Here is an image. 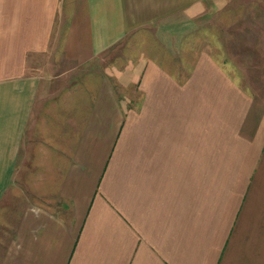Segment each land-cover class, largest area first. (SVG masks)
I'll use <instances>...</instances> for the list:
<instances>
[{"label":"crops","instance_id":"crops-1","mask_svg":"<svg viewBox=\"0 0 264 264\" xmlns=\"http://www.w3.org/2000/svg\"><path fill=\"white\" fill-rule=\"evenodd\" d=\"M0 264H264V0H0Z\"/></svg>","mask_w":264,"mask_h":264},{"label":"rangeland","instance_id":"rangeland-1","mask_svg":"<svg viewBox=\"0 0 264 264\" xmlns=\"http://www.w3.org/2000/svg\"><path fill=\"white\" fill-rule=\"evenodd\" d=\"M239 1H242V0H239ZM247 1H250V0H247ZM210 1H207L206 4H209ZM208 6V5H206ZM207 11V9H205ZM235 14L233 15L234 16V22L233 24H230L228 25V23H226V19L229 12L228 10H224L223 13H221V11H217L215 12L214 14L212 13H209L207 15V18H206V15H199L197 16L196 15V10L193 9L190 14L192 16V20L194 23H199L201 25H205L208 27L211 26V23H215V27L217 28L216 30L219 32V37H220V42L225 46V48H227L228 46V38L230 36L234 38V41H236V44H234V46L230 45L231 49L234 53L233 56H230V57H227L222 55V53H220L222 56L220 57V60H230L231 61H234L237 65L239 66H244L246 65V67L250 70H257L259 72V69H258V66L259 64L257 63V65H255L256 62H259L260 61V57H259V54H260V48H259V44H258V41H254L253 38L252 40H248L246 43L244 41H238V37L235 38L237 35L239 36L241 31L244 29V28H249V31L250 32H258L259 30V24H256L255 23H252V25H243V9L241 7H238L236 10H235ZM238 11L240 12L238 14ZM208 12H210L208 10ZM258 11L257 10H253V13H257ZM244 16H245V13H244ZM209 19V20H208ZM223 19V22H225V24L221 25L220 24V20ZM200 25V26H201ZM149 33H152V31L149 30ZM231 43V41H230ZM184 46H186V49H184L183 51H178L176 55L172 56V57H168L167 55L165 54H160V61L161 63L163 62V57L165 58V63L167 65H173L175 67H179L180 65L182 66V68H184L185 66V70H186V74H183L182 73V78L184 75H186V78L189 79V77L191 76V74L194 72V69H195V66L196 63H197V59L199 57H201V53L202 52H206V54L208 55V59L211 60V58H215V59H219L218 56L215 55V53L213 52L212 50V47H211V42L208 40H197L196 39V36L194 34V32L192 33H189L188 37H187V40L186 42L184 43ZM256 49H255V47ZM134 49L133 50H136V51H142V53H148V46H146V44H143L141 42H135L134 43ZM204 48V49H202ZM255 51H254V50ZM252 51V52H251ZM254 53L257 54V56H254ZM250 54H253V55H250ZM199 55V56H198ZM207 58H205V61ZM258 74V73H257ZM203 75V74H202ZM205 76L206 75H209L207 73L204 74ZM198 76V75H197ZM186 80V79H185ZM260 82L258 81L257 83H254V91L255 93H259L260 90L258 88ZM205 91L206 88L204 89ZM195 90H193L192 88V93H190V96L193 95V97H195ZM214 93L217 97V89L214 90ZM189 95V93H188ZM216 101H218L216 99ZM210 100L208 101L207 100V104H205L204 106V113H203V117H204V123H205V127H206V124H209L210 121L208 120V112L206 111V109L208 110H211L212 112V105H210ZM217 109H218V106L216 105Z\"/></svg>","mask_w":264,"mask_h":264}]
</instances>
